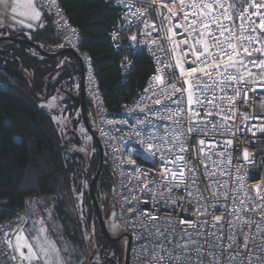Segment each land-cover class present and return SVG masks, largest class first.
I'll list each match as a JSON object with an SVG mask.
<instances>
[{"label":"built area","instance_id":"built-area-1","mask_svg":"<svg viewBox=\"0 0 264 264\" xmlns=\"http://www.w3.org/2000/svg\"><path fill=\"white\" fill-rule=\"evenodd\" d=\"M104 1L119 15L110 36L114 49L123 53L122 73L131 72L132 55L140 50L154 65L144 87L116 111L106 105L93 57L81 47V32L60 0H35L50 15L59 40L82 61L90 114L113 179L117 219L131 238L130 264H264V207L248 198L255 197L257 187L264 189V86L247 78L243 68L239 73L229 68L223 76L215 69H209L211 78L197 75L209 87L190 89L185 79L201 65L191 54L180 55V49H188L183 41L190 33L175 27H187L182 13L171 17L162 6L172 0ZM228 3L234 5L229 9L233 20L221 19L239 35L242 22L236 15L250 14L251 0ZM168 28L175 29L173 39L180 43L175 52ZM252 58L260 57L246 59ZM229 73L243 75L244 82L229 80ZM180 171L183 180H174L171 173ZM21 228L20 219L0 225V264H22L12 247Z\"/></svg>","mask_w":264,"mask_h":264},{"label":"trees","instance_id":"trees-1","mask_svg":"<svg viewBox=\"0 0 264 264\" xmlns=\"http://www.w3.org/2000/svg\"><path fill=\"white\" fill-rule=\"evenodd\" d=\"M60 3L81 32V47L93 57L106 105L118 110L144 87L154 72L151 58L146 52L137 51L132 55L131 72L123 74L120 67L123 53L114 49L110 36L119 19L117 10L104 0H60ZM43 12V25L35 34L49 44L56 41L57 35L50 15ZM25 46L36 53L15 47L0 56V225L12 219L21 220V215L28 221L39 220V211L31 206V201L63 196L55 214L63 224L65 238L89 253L85 264H120L117 243L110 242V248L105 243L102 250L103 235L89 194L90 180L99 161L96 142L89 136L98 155L93 151L85 156L73 149L74 144L80 147L82 138L77 132H72L75 138L67 137L70 132L62 134L38 103L36 92L46 91L50 82L51 90L55 86L68 90L65 102L78 108L80 102L74 94L78 96L80 90L79 62L70 53L61 54L67 57L62 63L58 60L61 55L49 58L34 47ZM87 111L90 114L88 102ZM108 169L105 159L96 185L98 200L102 193L112 192L113 179ZM106 250L112 255L106 256ZM96 257L103 262L97 263Z\"/></svg>","mask_w":264,"mask_h":264},{"label":"rangeland","instance_id":"rangeland-1","mask_svg":"<svg viewBox=\"0 0 264 264\" xmlns=\"http://www.w3.org/2000/svg\"><path fill=\"white\" fill-rule=\"evenodd\" d=\"M35 0H0V37L10 36L15 32H23L25 38L33 40L40 46H45L49 50L57 49L58 47L66 46V43L57 37L55 42H50L49 44L44 43L42 36L35 34L37 28L43 25V10L35 4ZM35 12H39V17H35ZM52 23V22H51ZM52 27L54 26L51 24ZM40 30H37V32ZM39 34V32H38ZM16 47H21L30 51L31 53H36V51L30 47L25 46V44L16 43ZM67 59L65 55H61L58 60L64 62ZM256 75L249 76L247 78L252 80L255 84L264 86V75L259 74V69L252 71ZM58 86L53 88L50 97H47L46 91H37V97L40 100L39 105L48 112L57 129L62 133L67 135L68 138H75L72 134L73 131H77L78 135H81L82 142L80 147L73 145V149L79 153L89 156L93 151L98 155L96 146H93L91 139L89 138L90 133L85 128L83 119L80 112V106L78 108H71L70 104L66 101L67 95L64 93L57 92ZM76 91V90H75ZM74 91V92H75ZM77 92V91H76ZM46 96V98H45ZM80 117V118H79ZM80 123V132L78 128L74 126V123ZM90 123L93 130L95 131V124L92 115L90 114ZM92 137V136H91ZM93 147H89V145ZM94 149V150H93ZM109 172V169L107 170ZM113 187L112 192L102 193L99 197L102 210L105 213L110 211L109 216L105 219L107 228L112 234H120L124 232V226L117 219L118 210L113 202ZM60 198L63 196H46L44 198H39V200L31 201L34 209L39 211L38 216L40 219L29 220L24 215H21L22 228L12 238L13 254L15 257H19L23 260L22 264H85L88 258L86 249L74 245L65 238V230L63 224L61 223L58 216L55 214L56 209L61 206ZM69 199H66V203ZM77 202V200H76ZM75 205H77V203ZM66 203L64 206H66ZM34 204H37L34 206ZM78 206V205H77ZM63 207V206H62ZM86 211L88 208H85ZM82 211V209H81ZM44 229L45 231H41ZM19 238V239H18ZM127 238L124 237L122 240L118 241V250L120 251V264H124L125 255L127 250ZM110 241L106 242L107 247L110 248ZM26 245H31L32 250L29 251ZM106 256L112 255L104 252ZM97 263H102L103 260L99 257L95 258Z\"/></svg>","mask_w":264,"mask_h":264},{"label":"snow or ice","instance_id":"snow-or-ice-1","mask_svg":"<svg viewBox=\"0 0 264 264\" xmlns=\"http://www.w3.org/2000/svg\"><path fill=\"white\" fill-rule=\"evenodd\" d=\"M155 2V0H153ZM163 7L167 8L171 17L177 16L182 13L183 20L187 22V27L183 24L177 23L176 28H184L185 33H190V36L183 41L188 44V49H180V55L187 57L191 54L195 58V62H198L201 66L199 68H192L185 79V83H189V88H204L209 87L202 85L197 79V75L212 77V71L209 69H215L216 73L220 76L224 75L229 68L235 69L237 73L243 68L248 72L249 76L256 75L253 73L248 65L259 69V74L264 75V0H251L250 7L253 11L249 14L245 10L242 14H237L236 19H239L240 34L237 35V30L229 27L223 20H233V14L229 11L233 8V4H229L228 0H172L171 4L163 3ZM174 8L179 11L174 10ZM187 9V11L185 10ZM222 10V11H221ZM219 13V15H216ZM259 17V21L252 20L251 17ZM39 17V12H35V17ZM223 18V20L221 19ZM248 22V27L245 28L244 22ZM215 25V28L213 27ZM154 27V26H153ZM257 32L259 35H244V32ZM168 33H171L167 37L170 43H173L175 52L180 48V43L176 42L173 37L177 34L174 28H168ZM259 44L260 47H253V45ZM258 53L260 58L246 59L248 57H254V54ZM177 67L180 69L181 76L185 75L183 65L177 59ZM223 68V72L221 69ZM231 81L244 82L243 75L228 74L227 77ZM175 88V86L173 85ZM180 91V89H176ZM239 95V92H237ZM193 94L190 92L188 97V104H193ZM199 103V100L195 101ZM159 103V101H157ZM211 103V101H209ZM210 115V113H209ZM205 141L201 140L200 144L203 145ZM227 143H231L228 141ZM182 151L185 149H181ZM203 151V149H201ZM245 160L248 159L247 152L244 155ZM183 160V157H180ZM166 172H171L170 169H165ZM173 179L178 177L183 180L184 172L171 173ZM214 175V173H213ZM255 197L249 196V199L260 200L261 207H264V189L257 187L255 190ZM191 195V193H189ZM216 221H220L221 217H214ZM41 231H45L41 229ZM19 239V238H18ZM29 251L32 250L31 245H26ZM45 264H48L46 261Z\"/></svg>","mask_w":264,"mask_h":264},{"label":"water","instance_id":"water-1","mask_svg":"<svg viewBox=\"0 0 264 264\" xmlns=\"http://www.w3.org/2000/svg\"><path fill=\"white\" fill-rule=\"evenodd\" d=\"M18 35L22 36V35H24V33L19 32ZM2 40H11L13 43H21V44L30 45L31 47H34L40 54H42L45 57H49V58H55V57L60 56L61 54L70 53V54H73L77 58V60L79 61L80 69H81L80 91H79L78 97H76V98H78L79 102H80V110H81V116L83 119V123H84L87 131L90 133V135L92 136V138L96 142V145H97L98 151H99L98 166H97V170H96L94 176L90 180L89 194H90L91 199L93 201V204L95 206L99 228H100L101 233L103 235L102 250L104 249V245H105L106 240L117 241V240L122 239L123 237H126L128 240H127V250H126L124 264H130V262H129V249H130V242H131L130 235L126 231H124L123 233H120L117 237H113L110 234V232L107 228V225H106V221H105V219L109 216L110 211H106L105 213L103 212L102 206H101V204H100V202L96 196V185H97V182L101 176L102 169L104 166V161H105L104 147L102 145L101 140L99 139V137L97 136L96 132L93 130V128L90 124V116H89V113L87 111V97H86V90H85V84H84V67H83L82 61L80 60L77 52L74 51L73 49L69 48V47H65V48L60 49V50L55 51V52H49V51H46L42 46H40L35 41L29 40L28 38H25V37L21 38V37L2 36V37H0V41H2ZM12 47H13V45H12ZM12 47H10L9 49H5V50L0 49V54H3L7 51H10L12 49ZM52 75L53 74H51L49 76V79H48L49 81L51 80Z\"/></svg>","mask_w":264,"mask_h":264},{"label":"flooded vegetation","instance_id":"flooded-vegetation-1","mask_svg":"<svg viewBox=\"0 0 264 264\" xmlns=\"http://www.w3.org/2000/svg\"><path fill=\"white\" fill-rule=\"evenodd\" d=\"M18 33L19 32H15V33H13V34H10V36L9 37H25V35H22V36H19L18 35ZM15 44L16 43H13L11 40H2V41H0V49H3V50H5V49H9L10 47H12V45H13V47H12V49L13 48H15L16 46H15ZM27 45V44H26ZM43 47V46H42ZM66 46H64V47H58L57 49H54L53 48V50H55V51H58V50H60V49H63V48H65ZM44 48V47H43ZM46 51L48 50L49 52H55V51H53V50H49L48 48H44ZM11 51V50H10ZM9 51H7V52H5V53H3V54H0V56L1 55H4V54H6V53H8ZM59 57V56H58ZM50 82L48 83V87H47V89H46V96L47 97H50V93H52V91L53 90H51L50 88ZM74 91H75V89H74ZM80 91V90H79ZM57 92L60 94V93H64V94H66V95H69V92H68V90H66L64 87H58V89H57ZM75 93V92H74ZM73 93V94H74ZM77 94V93H76ZM76 94H74V96L75 97H78V96H76ZM46 96H45V98H46ZM74 126L76 127V128H78V131L80 132V127H82L81 126V124L80 123H76V121H75V123H74ZM86 128V127H85ZM75 134H76V132L77 131H73ZM77 135H78V133H77ZM78 136H80L81 137V135H78ZM113 237H117L119 234H112V233H110ZM124 238V237H123ZM122 238V239H123ZM122 239H120V240H122ZM120 240H117V241H114V240H106L105 241V243L107 242V241H110V242H114V243H118V241H120ZM111 258V257H110Z\"/></svg>","mask_w":264,"mask_h":264},{"label":"crops","instance_id":"crops-1","mask_svg":"<svg viewBox=\"0 0 264 264\" xmlns=\"http://www.w3.org/2000/svg\"><path fill=\"white\" fill-rule=\"evenodd\" d=\"M36 4V3H35ZM37 5V4H36ZM20 32V31H19ZM23 33V32H22ZM67 47V46H66ZM79 62V61H78ZM80 65V64H79ZM13 247V246H12Z\"/></svg>","mask_w":264,"mask_h":264}]
</instances>
